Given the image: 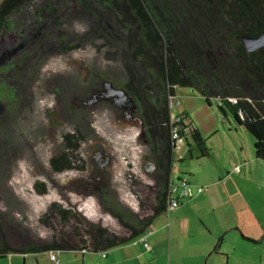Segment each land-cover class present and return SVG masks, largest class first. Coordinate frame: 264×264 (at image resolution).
I'll return each mask as SVG.
<instances>
[{"label":"rangeland","instance_id":"1","mask_svg":"<svg viewBox=\"0 0 264 264\" xmlns=\"http://www.w3.org/2000/svg\"><path fill=\"white\" fill-rule=\"evenodd\" d=\"M19 1L9 4L13 27L0 33V82L5 83L0 88V240L24 248L80 245L99 230L124 237L129 230L117 216L150 215L157 181L142 168L151 158L137 139L140 129L118 127L112 99H104L114 80L128 78L122 50L106 47L102 38L81 42L91 31L90 19L74 0H30L17 10ZM49 2L57 11L45 9L40 15ZM106 24L111 27V21ZM215 53L224 57L225 50L220 46ZM175 92L180 103L172 102L171 119L186 111L209 154L184 142L173 153L171 180L179 189L182 177L203 186L195 197L200 204L179 218L171 245L168 230L162 234L160 225L174 221L173 211L153 220L147 231L152 251L146 254L138 256L145 250L140 235L106 250L59 252L61 264H106V255L113 264H264V160L255 157L253 136L230 112L223 115L217 98L208 102L184 86ZM106 138L121 151L120 159H111L121 164L113 172L124 184L115 205L106 188L104 205L96 203L89 195L90 180L84 183L90 166L85 148ZM75 141L82 147L71 149ZM62 145L73 159L61 158ZM208 245L207 254L197 255ZM17 255L20 264L25 256L28 264H54L46 254Z\"/></svg>","mask_w":264,"mask_h":264},{"label":"trees","instance_id":"2","mask_svg":"<svg viewBox=\"0 0 264 264\" xmlns=\"http://www.w3.org/2000/svg\"><path fill=\"white\" fill-rule=\"evenodd\" d=\"M10 1L4 0L0 5V33L13 27ZM74 1L84 17L90 19L87 26L91 31L79 40L89 42L102 38L106 47H120L128 78H117L113 83L137 102L147 127L155 129L157 126L162 133L148 134L159 164L153 212L144 218L129 214L127 219L119 215L129 230V234L121 238H111L105 230H99L98 235L91 236V241L82 238L80 245L32 243L24 248L0 240V259L14 253L106 250L146 233L158 215L167 213L174 162L170 145L172 127L179 128L189 146L193 142L202 155L209 154L206 139L186 111L171 122L170 107L177 86L195 89L208 102L211 97L217 98L223 115L230 112L253 136L255 157L264 160V48L248 52L239 39L241 35L255 37L263 29L253 31L245 27L238 32L236 27L240 18L250 20L254 6L250 1ZM31 2L20 0L16 9L21 10ZM50 2L39 9L40 15L45 9L57 11ZM108 21L111 27L106 24ZM220 46L225 50L224 57L215 53ZM4 84L0 82V88ZM70 212L64 211L65 214Z\"/></svg>","mask_w":264,"mask_h":264},{"label":"flooded vegetation","instance_id":"3","mask_svg":"<svg viewBox=\"0 0 264 264\" xmlns=\"http://www.w3.org/2000/svg\"><path fill=\"white\" fill-rule=\"evenodd\" d=\"M224 1L226 2V1H232V0H224ZM236 1H240V2L250 1L254 5L252 8L251 18L249 21H243L242 18L238 20L237 26H236L237 31L242 32L245 27L246 28L250 27L253 31H259L263 29V31H261V33L256 35L255 37L261 35L264 32V0H236ZM242 36L244 35L239 36V39ZM112 85L114 86V87L111 86L112 93L109 92V95L104 96V99H110V100L112 99L111 102L113 103L115 107L114 108L115 116L117 117L116 124L119 125L118 127H120V125L123 124L128 127L130 126V127L136 128L137 126L138 127L137 129H140L139 135H137V139L138 141L141 140L144 142V145L147 148L148 155L151 158V161H150L151 163L150 164L148 162L147 164L145 163V165H142V168L146 167L145 169L143 168V170H145V174L151 175L153 176V178L155 177L157 181L159 164L155 160L156 159V156L154 154L155 147L153 145V142L149 140L148 134L149 133L154 134V132L158 134L160 131L157 128V126L155 129H152L151 127L148 128L145 123L144 117L142 116V111L139 110L140 108L137 102L134 99H132V97H130L129 95L128 96L131 98V100L127 98L124 99L119 94L117 95V93L115 92V89H118L120 87H117L114 84ZM143 114H146L145 111ZM47 133L48 131L44 127V130L42 131L41 134L45 136V134ZM109 133H111V131L107 130V134ZM170 145L173 147V153H174V146H173V141L171 138H170ZM64 146L62 145L63 152L61 153L62 154L61 158L66 161L67 159H73L74 153L72 151L66 153L65 152L66 146L65 147ZM70 146L72 147L71 149L73 148L77 149V148L82 147V143L75 141L74 145L71 144ZM85 150H86L88 159H90L89 170L87 172V176L85 177V182H84V183H87L90 180L89 185H91V189L90 188L88 189H90L89 191H91V194L89 195H91V197H94L96 203L98 202L104 205L103 202L105 200L104 198L105 195H102V193H104L103 190L106 188V190L108 189L110 192V199L112 196L116 198L113 204L115 205L117 201L121 200V195L119 193L118 188L122 189L123 191L124 184L116 180L117 177L113 172L114 170L119 169L121 167V164L119 163L116 164L115 162L113 163L111 159H120L118 155L121 153V151H115L112 143H109V140L107 138L105 140L103 139L95 140L94 139L93 141H90L88 143V147L85 148ZM144 156L146 157V155ZM102 186H104L103 189H102ZM106 194L108 193L106 192ZM76 195L77 193L75 194V196ZM117 218L121 222V219L119 218V216H117Z\"/></svg>","mask_w":264,"mask_h":264},{"label":"crops","instance_id":"4","mask_svg":"<svg viewBox=\"0 0 264 264\" xmlns=\"http://www.w3.org/2000/svg\"><path fill=\"white\" fill-rule=\"evenodd\" d=\"M187 179H188V182H189V190H190V193H191L190 197H188V199L187 198L183 199L181 201L180 205L176 209L172 210L173 211V214H174V218H175L174 221H170L168 223L161 222L162 225H160L162 234H166L167 233V230H168V232H169V239L171 238L170 245L172 243L173 229L176 226H178L179 218H182V217L186 216L188 214V210H190L191 208H193V206H196V205L200 204L199 201H198L199 199H195V197L199 196L201 194L202 190H204L203 186H199V184H193V182H192L191 179H189V178H187ZM261 222L264 223V219L261 218ZM148 233H151V232H148ZM146 236H147V240H148L149 237H148L147 232H146ZM143 247H144L145 250L143 252H141L140 254H138V256L139 255L146 254L149 251H152V248L150 247V245H149V248H147L146 246H143ZM210 247L211 246L208 245L206 247V249L204 250V252H200V253L197 252V255L204 256L205 254H207L210 251V249H211ZM218 250H219V245L217 244L215 246V248H214V251H218ZM80 251H83V253H84L85 251H88V250H85V251L84 250H80ZM17 254H20V253L10 254L6 258L0 259V264H20L21 263V260L19 259V257H15V256H20V255H17ZM45 254H46V256L49 255V253H45ZM25 255L26 254H24V256ZM190 255H189V257L192 256V255L191 256ZM58 257H59V254H58ZM105 258H106V261H105L106 264H113V261H112V259H111L110 256L108 257L106 255ZM59 260H60V257H59ZM38 262L40 263V261H38ZM23 263L24 264H28V258L26 256L24 257ZM60 264H61V260H60Z\"/></svg>","mask_w":264,"mask_h":264},{"label":"built area","instance_id":"5","mask_svg":"<svg viewBox=\"0 0 264 264\" xmlns=\"http://www.w3.org/2000/svg\"><path fill=\"white\" fill-rule=\"evenodd\" d=\"M172 100L176 101L177 103H180L176 97H173ZM174 120L175 119L173 120L171 119V122H173ZM171 139L173 141L174 151L179 149L181 145L184 144V142L186 141L184 136L179 132V128L177 126L172 127ZM178 185L181 187V189L177 188L176 184H174V182L171 180L170 186H169V198H168L169 200H168V206H167V213L176 209L180 205L183 199L188 198L191 195L190 190H189V182L186 177L180 178ZM140 241L144 244V246L149 248V243H148L146 234L141 235ZM58 254H59V251L49 252L50 259L55 264H60Z\"/></svg>","mask_w":264,"mask_h":264},{"label":"water","instance_id":"6","mask_svg":"<svg viewBox=\"0 0 264 264\" xmlns=\"http://www.w3.org/2000/svg\"><path fill=\"white\" fill-rule=\"evenodd\" d=\"M240 39L244 43L246 50L248 52H254L264 47V32L257 37L250 36V35H244ZM115 92L119 94L120 96H122L123 98L125 99L127 98L131 100V98L128 96L125 90L118 88V89H115Z\"/></svg>","mask_w":264,"mask_h":264}]
</instances>
